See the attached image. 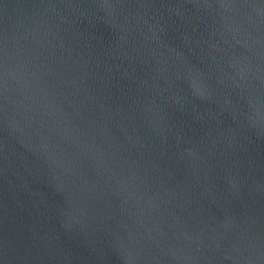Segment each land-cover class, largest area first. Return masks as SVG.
Here are the masks:
<instances>
[{"label": "water", "instance_id": "1", "mask_svg": "<svg viewBox=\"0 0 264 264\" xmlns=\"http://www.w3.org/2000/svg\"><path fill=\"white\" fill-rule=\"evenodd\" d=\"M0 264H264V0H0Z\"/></svg>", "mask_w": 264, "mask_h": 264}]
</instances>
